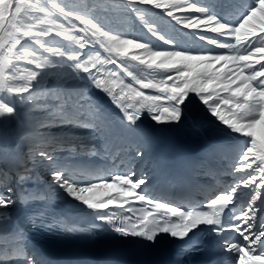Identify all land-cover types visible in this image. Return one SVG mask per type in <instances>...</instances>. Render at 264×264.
Wrapping results in <instances>:
<instances>
[{"label":"snow or ice","instance_id":"snow-or-ice-1","mask_svg":"<svg viewBox=\"0 0 264 264\" xmlns=\"http://www.w3.org/2000/svg\"><path fill=\"white\" fill-rule=\"evenodd\" d=\"M103 2L106 9L139 16L149 33L168 47L161 48L147 40L112 31L92 8L86 6L77 10L69 0H0V93L15 94L12 100L0 95V117L18 115V103L41 101L34 104L33 109L40 113L34 117L33 146L26 156L21 155L0 168V233L6 235L10 243V249L0 252V264H12L16 257L22 258V264H51L38 258L25 236L26 226L40 230L59 223L48 210L49 191L33 188L30 183L29 160L32 167L45 170L50 180L49 190L58 189L82 203L92 210L95 219L107 221L116 234L124 238L139 237L147 244H154L161 234L179 241L173 252L175 259L167 264H187L186 257L199 247L191 237L203 225L215 226L211 231L220 234L224 230L221 214L231 206L234 222L227 227L242 239L225 241L223 251L230 254L225 264H264V145L258 143L256 134L257 126L264 128V0H248L231 21L198 0ZM150 9L164 11L183 29L198 30L192 33L196 39L228 51L218 53L203 46L198 50L183 46V37L188 34L179 30L162 31L156 20L144 19ZM46 24L49 26L45 27ZM53 34L78 45L80 51L59 44L52 39ZM27 42L39 45L49 55L29 48ZM94 42L108 55L88 56L84 50ZM21 60L34 65L25 75L15 71ZM121 61L136 62L141 66V73L146 69L161 75L159 79L154 75H138ZM107 64L115 65L133 83L126 84L116 71L105 68ZM50 68L55 71H48ZM106 72L108 76L104 75ZM48 77H55V82L41 90L39 96L34 95ZM85 81L111 97L123 113V119L118 123L112 120L106 110L93 101ZM145 89L159 94H147L142 91ZM190 94L199 97L211 117L231 133L245 138L237 162L231 165L229 172L242 175L229 190L203 202L207 211L188 210L179 203L153 198L143 188L149 183L147 173L138 174L135 167L125 169L115 163L125 151L131 156L132 164L143 162L144 146L137 144L132 148L136 137L154 136L153 129L141 128L143 113H149L151 121L157 125L180 124L184 109L191 102ZM81 129L90 134L91 143L67 144L64 132L72 130L71 134H75ZM100 155L111 158V168L117 170L95 167L90 158ZM239 185L249 188L250 196L236 212ZM17 186L21 191L17 192ZM105 189L116 191H103ZM133 200L150 206L151 210L137 219L117 217L108 211L110 206L127 211L125 206ZM21 205H30V208L17 223L6 222L4 216L10 215L8 210ZM0 242H3L2 236Z\"/></svg>","mask_w":264,"mask_h":264},{"label":"bare ground","instance_id":"bare-ground-1","mask_svg":"<svg viewBox=\"0 0 264 264\" xmlns=\"http://www.w3.org/2000/svg\"><path fill=\"white\" fill-rule=\"evenodd\" d=\"M86 52L88 56L92 57H94L97 53H99L102 57L107 56V54L101 47L96 46H91L87 48ZM217 67H219V65ZM105 68L116 71L118 73V76L123 79L126 84L133 83L131 78L127 76L124 72H122L120 69L116 68L115 65L107 64L105 65ZM152 74H154L155 76L159 75L157 73ZM104 75L108 76L109 73L106 72L104 73ZM53 82H55V79L49 80V84ZM134 87L139 88L138 85H134ZM87 90L90 92L93 101L101 105L111 116L112 120L118 123L119 120L123 119V113L120 111L119 108L115 106V104L112 102L111 97H109L103 91H100L94 86H92L90 81H87ZM147 90L150 94L155 93H152L150 89ZM0 95L5 96L9 100L15 98V95L13 93L3 92L0 93ZM190 105L192 104H187V111L184 109V119L180 124L163 123L157 125L154 121H151L150 114L145 111L143 113L141 121V128L153 129L154 136L149 139H145L144 137H136L132 144L133 149L137 144L144 146L145 155L143 158V162L132 164L131 156L128 154L127 151H125L121 154L122 160L119 162H115L117 164V167H120L121 165L125 169H127V167H135L138 174H148L149 183L146 184L148 188H151L150 186L164 188L167 186V184L165 183L166 176L162 163L163 161L168 160L167 158L172 157L174 153L171 155L168 154L178 149L179 146L180 150L185 151L184 148H189L190 146L201 144L208 140L211 141L216 137H220L221 139H228L231 137L232 133L229 129H227L225 125L220 124L219 121L215 119H212L209 122L204 121L205 116L195 115V107L193 108ZM17 109L18 115H16L15 117H0V158L14 160L17 156L16 151H19L21 147L24 146L26 143H29L34 140V126L32 125L29 117L25 114V110L21 109L18 104ZM205 115L211 117L210 113L208 112V109H206ZM64 133H66L68 141H78L75 138L76 136H72L74 134L68 135L72 133V130H67ZM256 134L257 140H261L263 142L262 145H264V128L257 126ZM82 136L84 137V139H82L84 141V145L91 143L90 134L86 130H84ZM85 136H87V138H85ZM29 149H27V152H29ZM239 152L240 150L232 153L230 156L231 158L226 156L225 159L220 161L219 171L225 177L233 178V176L240 177L242 175V173H236L235 175L229 174V172L231 171V165H234L237 162L236 157L238 156ZM90 159L93 161L94 166L97 168L110 169L111 171L117 170V168H111V165L113 163L112 159L106 158L104 155L91 157ZM30 174L32 176V180L30 181V183L33 188L38 187L41 190L48 189V184L47 186H44L46 183L43 182L45 178L44 170H33ZM103 191H110V189H105ZM244 194L245 197L250 196L248 188L244 190ZM50 202L56 205L68 206V210L78 209L86 212L92 211L82 203L67 197L66 194H64L60 190L59 192H56L55 196L50 197ZM245 203L246 201L243 200L241 206H243ZM29 208L30 205H21L17 208L10 209L8 210V213H10V215H5L4 220L6 222L10 221L11 223L15 224L17 223L18 219L21 218L24 215L25 211ZM0 236L3 237V242H0V245L4 247V249H10V243L8 242L9 238L6 235H3L2 233H0ZM25 236L29 247L32 248L27 227H25ZM12 264H22V258L16 257Z\"/></svg>","mask_w":264,"mask_h":264},{"label":"rangeland","instance_id":"rangeland-1","mask_svg":"<svg viewBox=\"0 0 264 264\" xmlns=\"http://www.w3.org/2000/svg\"><path fill=\"white\" fill-rule=\"evenodd\" d=\"M80 0H69V2H70V4L75 8V9H77V10H81L80 8H77L76 7V5H73L75 2H79ZM199 3H201L200 1H198ZM106 12H107V14H109V15H111L112 17H116V18H118L119 17V15L118 14H120L121 12L120 11H118V10H115V9H104ZM93 11H95V10H93ZM105 13V12H104ZM102 14L101 16H99L101 19H102V17H103V19H104V21H102V23L106 26V27H108L109 29H110V27L109 26H107V22L105 21V18H106V14ZM176 15H180V16H183V15H188V13L186 14V13H175ZM42 15V14H41ZM160 17L162 18V22H164V24L163 23H159L160 24V27L162 28V31H164V32H168V33H172L174 30H179V32L180 33H182V32H184V31H186V30H189V29H183V27H182V25L181 24H179V23H177L175 20H173L172 18H170V17H167L165 14H164V11H160ZM148 19H153V18H148ZM260 20V17H259V15H257V26H259V24H258V21ZM76 23H78V22H76ZM45 27H48L49 25H44ZM110 26L112 27L113 26V28L114 27H116L117 25L116 24H114V23H110ZM142 27H143V29H144V32L143 33H139V32H137L136 34H135V37H137L138 39H143V40H147V41H149V39L151 38V37H154V38H156L155 36H152L151 35V33H149V31H148V29L144 26V25H142ZM163 27H167V28H163ZM192 30H194V29H191V31ZM113 31H116V32H120V33H124V34H126L127 35V31H125V29H113ZM74 35H81V33H74ZM5 38H7V36H6V34H5ZM52 39H54L55 41H57L59 44H61V45H65V46H70V50H73V51H80V49H79V47H78V45H72L71 44V42L70 41H67V40H64L63 39V37H58V36H55L54 34H53V37H52ZM91 45L92 46H101L99 43H92V44H90L87 48H89V47H91ZM27 46L29 47V48H34V49H37L39 52H41L44 56H48L49 54L48 53H44L43 52V49H41L40 47H39V45H36V44H32L31 42H27ZM87 48L84 50V51H86L87 50ZM102 49H104V48H102ZM105 51V50H104ZM106 53V52H105ZM107 55H108V53H106ZM54 59V58H53ZM123 63H125L126 65H128L129 66V70H131V69H133V68H135V69H138V70H141V66H139L138 64H136V62H127V61H122ZM32 68H34V65H29V64H25L22 60L21 61H18L17 62V69L15 70L16 72H17V74L18 75H25L26 74V71L27 70H29V69H32ZM146 70V69H145ZM48 71H55V69H48ZM63 71V70H62ZM67 71H69V72H71L72 70L71 69H68ZM81 75H83L82 73H81ZM154 74H152V76H153ZM161 75V74H160ZM159 76V75H158ZM156 78H157V76H156ZM51 79H55L56 80V78L55 77H48V78H46V79H44L43 81H42V83H41V85L39 86V89H37V90H35L34 91V95H36V96H39L40 95V91L41 90H43L45 87H47V86H49L50 84H49V80H51ZM85 84H87V81H85L84 82ZM36 93V94H35ZM14 94V93H13ZM15 95V94H14ZM193 95V96H192ZM190 96H191V104L192 105H190V106H192L195 110H196V112H197V110H200L201 109V111H203V110H205L206 109V106L205 105H203L202 104V102L200 101V99L197 97V96H195V94H190ZM198 99V100H197ZM195 101V102H194ZM198 101V102H197ZM41 103V101H35V102H30L29 104H19L18 103V105H19V107L21 108V109H24L25 110V114L29 117V119H30V121H31V123H32V125L33 126H35V123H36V121H35V119H34V117L35 116H37V115H39L40 113H39V111H34L33 109H34V104H40ZM194 104V105H193ZM202 105V106H201ZM64 134H66V133H64ZM68 135H72V134H68ZM72 136H74V135H72ZM85 138H87V136H85ZM83 139H84V137H83ZM82 140V139H81Z\"/></svg>","mask_w":264,"mask_h":264}]
</instances>
